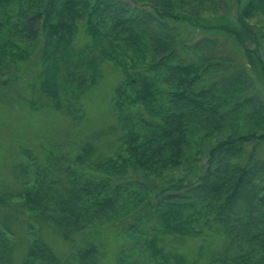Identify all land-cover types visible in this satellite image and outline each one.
<instances>
[{"label":"trees","instance_id":"16d2710c","mask_svg":"<svg viewBox=\"0 0 264 264\" xmlns=\"http://www.w3.org/2000/svg\"><path fill=\"white\" fill-rule=\"evenodd\" d=\"M17 4L20 10L5 22L0 17V86L17 89L19 71L10 63L27 61L30 54L20 44L41 38L40 70L30 86L55 112L65 109L79 119L75 106L97 84L102 62L123 73L111 101L115 124L69 143V155L49 150L43 163L25 165L20 188L0 197L1 206L20 200L28 217L18 264H98L103 246L93 230L134 214L143 223L154 220V230L165 236L195 237L204 229L219 234L221 264H264V157L258 154L264 143V28L256 21L264 16V0H247L238 25L225 15L206 18L227 0H0L3 17ZM80 25L89 42L77 48ZM188 32L192 39L185 41ZM228 42L231 55H222L218 45ZM235 53L240 61L231 58ZM253 70L260 71L262 86ZM109 135L116 141L105 144L113 149L100 154L99 143ZM194 146L204 150L192 157ZM201 155L207 160L196 182L151 179ZM196 215L204 228L192 230ZM44 228L75 250L63 260L43 238ZM123 232L165 258L159 239L142 226ZM79 235L87 237L76 245ZM174 258L173 264H185ZM0 264H16L6 232H0Z\"/></svg>","mask_w":264,"mask_h":264},{"label":"rangeland","instance_id":"374dc122","mask_svg":"<svg viewBox=\"0 0 264 264\" xmlns=\"http://www.w3.org/2000/svg\"><path fill=\"white\" fill-rule=\"evenodd\" d=\"M246 1L227 0V6L212 8V12L206 18L215 19L217 18L215 15H225L229 17L228 20L231 23L238 25V13ZM17 6L18 4L10 7L9 11L7 10V17H3L4 13L0 11V17L4 22L8 16H12L20 10ZM256 21L264 28L263 15L259 16ZM213 24L216 23L213 22ZM191 37L189 32L183 35L185 41L192 39ZM88 42L89 38L84 27L80 25L74 44L77 48H82ZM43 43L44 39L41 38L38 43L20 44L22 50H27L30 56L20 65L10 63L19 71V79L16 81L17 89L0 86V197L13 195L20 188L19 181L24 177L22 171L25 165L32 166L36 163H43L45 155H49V150L54 151L56 157L69 155L71 153L69 143L88 140L94 134L107 131L116 122L111 110V101L114 90L123 79V73L119 66L110 61L102 62L97 84L85 93L80 105L75 106L76 109L80 108L78 120H75L74 116L65 109L59 113L43 105V100L36 94L35 88L30 86L35 82L33 71L40 70L39 57ZM231 44L228 42L225 45H218L219 48H216L222 55H231ZM17 51L18 49L13 50L14 53ZM257 52L260 55L258 50ZM239 55L235 53L231 58L240 61ZM254 55L256 56V54ZM250 73L257 81L258 86H262L263 79L260 71L253 70ZM115 141L116 137L113 135L103 137L99 143V153L109 154L113 147L111 146L110 149L105 143ZM199 148L198 146L193 147L192 157H195ZM200 150L204 149L200 148ZM258 154L260 157H264V143L259 147ZM201 156L202 158L198 162L189 160L182 168L168 171L161 178L151 177V179L156 180L159 184H164L168 180L181 179L196 182L203 173L202 166L207 160L204 155ZM152 180L148 179L149 182ZM20 204V200L10 199L6 206L0 205V232H6L13 238L16 264L24 256L29 230L28 217L22 214ZM201 219L202 217L196 215L190 224V229L199 230L202 225L198 226V222ZM29 221L35 222L33 219ZM143 222L137 214H134L124 216L118 223L104 222L102 226H97L93 231H95L97 241L103 246L98 264H119L120 258H124L123 264H173L175 256L184 258L185 264H221L218 256L224 249V238L219 234L204 229V233L195 237H171L161 234L158 227V231L154 230L156 227L154 220H151L150 223ZM36 225L39 228V225ZM131 225L142 226V230L150 238L156 235L159 239L158 246L165 258L161 255L152 256L146 245L136 244L138 243L137 239L130 238L123 232ZM42 236L63 260L75 250L73 243L65 242L53 230L42 229ZM85 237L87 236L79 235L76 238V245L85 243Z\"/></svg>","mask_w":264,"mask_h":264}]
</instances>
